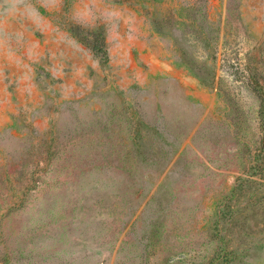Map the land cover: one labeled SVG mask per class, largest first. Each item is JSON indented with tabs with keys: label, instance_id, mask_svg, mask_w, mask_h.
I'll use <instances>...</instances> for the list:
<instances>
[{
	"label": "rangeland",
	"instance_id": "1",
	"mask_svg": "<svg viewBox=\"0 0 264 264\" xmlns=\"http://www.w3.org/2000/svg\"><path fill=\"white\" fill-rule=\"evenodd\" d=\"M0 264H264V0H0Z\"/></svg>",
	"mask_w": 264,
	"mask_h": 264
},
{
	"label": "trees",
	"instance_id": "2",
	"mask_svg": "<svg viewBox=\"0 0 264 264\" xmlns=\"http://www.w3.org/2000/svg\"><path fill=\"white\" fill-rule=\"evenodd\" d=\"M91 48L95 54H105L104 50L102 49V44L99 45V47L92 46Z\"/></svg>",
	"mask_w": 264,
	"mask_h": 264
}]
</instances>
